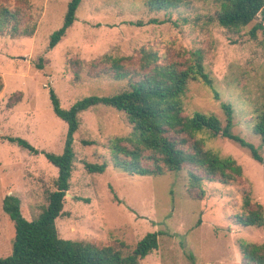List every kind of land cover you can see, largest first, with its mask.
I'll list each match as a JSON object with an SVG mask.
<instances>
[{
    "label": "rangeland",
    "instance_id": "obj_1",
    "mask_svg": "<svg viewBox=\"0 0 264 264\" xmlns=\"http://www.w3.org/2000/svg\"><path fill=\"white\" fill-rule=\"evenodd\" d=\"M71 1L0 0V13L7 8L17 16L0 35V258L12 255L15 239L4 199L18 197L23 216L32 221L56 190L58 170L44 153L63 154L68 127L54 113L50 90L64 110L87 97L130 90L132 76L117 79L115 60L123 59L125 70L138 72L142 52L151 50L160 65L184 70L201 52L212 85L201 79L188 83L181 98L183 116L213 114L225 124L222 105L230 104L233 133L264 157V144L253 132L264 111V33L250 35L261 16L229 30L217 21L222 0H168L174 6L166 10L151 9L152 0H82L73 27L50 50L51 36L63 26ZM15 26L21 37H13ZM79 122L71 188L56 222L60 238L123 242L132 248L157 233L159 249L140 264H243L239 241L264 243V229L236 225L244 213V194L252 205L264 207V167L248 149L207 131L197 134L206 150L235 159L243 175L227 185L203 180L194 186L190 166L152 177L132 176L112 165V141L120 138L130 150L138 146L125 113L98 105L81 113ZM6 137L26 140L39 154ZM85 163L108 167L103 174H90Z\"/></svg>",
    "mask_w": 264,
    "mask_h": 264
},
{
    "label": "trees",
    "instance_id": "obj_2",
    "mask_svg": "<svg viewBox=\"0 0 264 264\" xmlns=\"http://www.w3.org/2000/svg\"><path fill=\"white\" fill-rule=\"evenodd\" d=\"M82 0H72L68 5L63 26L51 36L49 48L53 50L66 36L76 21L77 10ZM151 9L163 10L174 6L168 0H152ZM261 16L250 35L257 37L264 33V0H222L221 11L217 14L218 24L229 30H240ZM17 16L4 8L0 13V35ZM18 26L13 28V37ZM24 37H31L29 34ZM140 69L131 73L125 70L121 60H115L112 68L117 79L132 76L130 90L112 97H87L75 103L69 110L61 108L60 100L53 90L50 99L55 115L67 124L64 152L57 156L44 153L46 159L58 170L56 190L49 195L48 205L32 221L22 213L21 200L16 196H7L3 201V210L9 215L15 227V239L12 255L0 258V264H140L142 260L159 249L158 234L149 233L135 247L130 248L121 242L118 245H101L91 241H73L59 236L56 221L63 214L64 201L71 188L76 158L74 150L75 135L79 130V115L98 105H105L126 114L133 131L138 138V146L133 150L122 145V139L111 142L112 165L129 175L159 177L167 172H181L188 166L192 185L203 180L229 184L243 175V169L232 157H221L206 150L196 135L204 131L212 136H221L248 149L254 160L264 167V157L253 145L233 133L234 110L230 104H223L226 123L211 114L195 113L192 117L183 116L181 98L188 83L201 79L209 86L212 79L206 72L201 52L192 55L193 63L186 69L176 66L160 65L157 53L142 52ZM40 66V65H39ZM41 67V66H40ZM147 74L144 71L149 69ZM0 76V93L4 89ZM253 132L264 144V111L257 115ZM175 135L177 141L170 137ZM31 154L38 155L39 150L22 138L6 137ZM91 144V143H88ZM150 155H144L145 152ZM150 166L143 164L144 161ZM108 165L85 163L90 174H103ZM200 174V175H199ZM244 213L236 217V225L244 228L264 229V207L252 205L249 194L243 197ZM253 207V208H252ZM243 264H264V243L253 244L239 241Z\"/></svg>",
    "mask_w": 264,
    "mask_h": 264
},
{
    "label": "crops",
    "instance_id": "obj_3",
    "mask_svg": "<svg viewBox=\"0 0 264 264\" xmlns=\"http://www.w3.org/2000/svg\"><path fill=\"white\" fill-rule=\"evenodd\" d=\"M73 177V176H72ZM21 206H22V204H21ZM57 222V221H56Z\"/></svg>",
    "mask_w": 264,
    "mask_h": 264
},
{
    "label": "water",
    "instance_id": "obj_4",
    "mask_svg": "<svg viewBox=\"0 0 264 264\" xmlns=\"http://www.w3.org/2000/svg\"><path fill=\"white\" fill-rule=\"evenodd\" d=\"M68 195V194H67Z\"/></svg>",
    "mask_w": 264,
    "mask_h": 264
}]
</instances>
